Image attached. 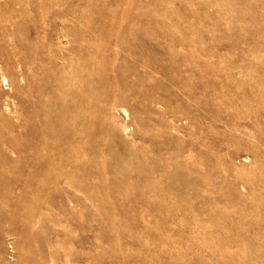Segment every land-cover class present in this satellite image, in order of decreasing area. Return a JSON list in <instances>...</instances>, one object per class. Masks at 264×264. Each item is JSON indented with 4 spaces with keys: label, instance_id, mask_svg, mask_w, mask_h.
<instances>
[{
    "label": "rangeland",
    "instance_id": "1",
    "mask_svg": "<svg viewBox=\"0 0 264 264\" xmlns=\"http://www.w3.org/2000/svg\"><path fill=\"white\" fill-rule=\"evenodd\" d=\"M0 264H264V0H0Z\"/></svg>",
    "mask_w": 264,
    "mask_h": 264
},
{
    "label": "bare ground",
    "instance_id": "2",
    "mask_svg": "<svg viewBox=\"0 0 264 264\" xmlns=\"http://www.w3.org/2000/svg\"><path fill=\"white\" fill-rule=\"evenodd\" d=\"M134 33V32H133ZM70 66H72V65H70ZM73 67H75V66H73ZM78 66H76V68H77ZM89 68V67H88ZM81 71H83V70H81ZM80 71V72H81ZM68 76V75H67ZM84 80V79H83ZM74 81V80H73ZM72 81V82H73ZM98 81V80H97ZM64 83V82H63ZM62 83V84H63ZM60 84V83H59ZM71 85V83L69 84V86ZM62 86V85H61ZM68 88V87H67ZM50 89H51V87H50ZM56 91V90H55ZM57 103H58V101L57 100H54V103H50L51 104V106L49 107V109H48V111H49V115L50 116H54L55 114H53V111H56V108H55V105H57ZM58 106V105H57ZM59 107V106H58ZM42 109H43V107H42ZM47 113V115H48V112H46ZM46 113H45V117H43V118H46ZM60 113V112H59ZM64 114V113H63ZM48 117V116H47ZM47 119V118H46ZM53 119V118H52ZM51 119V120H52ZM55 119V118H54ZM56 121L58 120V111H57V118L55 119ZM53 121V120H52ZM51 121H49V123H50ZM52 123V122H51ZM50 131H52V132H54L55 131V129L54 128H50ZM88 161V160H87ZM176 207V206H175ZM221 223V222H220Z\"/></svg>",
    "mask_w": 264,
    "mask_h": 264
}]
</instances>
